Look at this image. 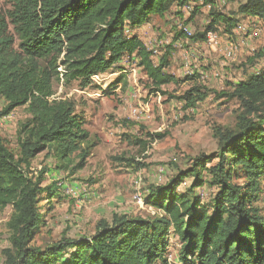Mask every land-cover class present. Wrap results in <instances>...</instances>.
Returning <instances> with one entry per match:
<instances>
[{"label":"trees","instance_id":"1","mask_svg":"<svg viewBox=\"0 0 264 264\" xmlns=\"http://www.w3.org/2000/svg\"><path fill=\"white\" fill-rule=\"evenodd\" d=\"M3 1L10 7L0 5V98L5 101L0 107V212L13 207L5 264H172L171 236L180 244L177 264H264V212L257 205L264 181V69L227 91L194 83L182 94L170 95L184 102L185 109L196 108L212 93L236 100L240 107L233 127L215 129L217 151L193 157L166 183L148 187L145 201L157 211L151 218L115 213L111 221L101 219L91 236H64L35 246L32 242L44 222L40 202L59 197L60 188L56 181L44 185L51 171L47 167L30 175L34 159L46 150L58 163L68 164L76 155L77 169L90 154L84 115L71 99L54 97L55 80L77 81L86 88L92 78L131 59L143 69L153 92L167 94L163 86L179 83L167 71L174 43L156 62V50L129 31L153 15L181 14L194 2V15L211 5V20L195 34L181 29L174 42L183 37L205 40L221 26L231 36L244 18L264 20V0H226L237 3L228 12L219 10L215 0ZM256 57H249L251 66ZM22 106L30 117L20 124L15 153L2 135L1 121ZM205 187L214 189L209 199L200 194Z\"/></svg>","mask_w":264,"mask_h":264},{"label":"rangeland","instance_id":"2","mask_svg":"<svg viewBox=\"0 0 264 264\" xmlns=\"http://www.w3.org/2000/svg\"><path fill=\"white\" fill-rule=\"evenodd\" d=\"M215 3L225 12L237 7L236 2L226 0H215ZM195 4L190 2L185 7L193 10ZM0 5L4 9L10 7L3 0ZM209 5L195 15L192 11L181 14L174 11L164 17L153 15L149 22L128 32L138 35L150 49L156 50V62L165 47L174 43L167 71L179 83L163 86L167 94L153 92L143 69L131 59L122 60L119 68L92 78V85L86 88H81L77 81H54V97L71 99L77 111L84 115V127L90 133V154L85 166L79 169L76 166L80 158L76 155L68 164L58 163L55 154L47 150L34 159L30 175L35 177L46 167L51 169L45 175L44 185L56 181L60 196L50 203L40 202L44 222L33 245L43 247L64 236H91L101 219L111 221L115 213L151 218L157 211L145 201L148 187L166 183L179 169L188 167L193 157L219 149L215 129L235 125L238 101L218 99L212 93L196 108L185 109L184 102L170 95H180L194 83L227 91L231 84L264 69V53L256 57L264 50V20L244 18L231 36L221 26L212 41L207 36L201 41L183 37L174 42L175 34L181 29L188 35L205 29L211 20ZM254 56L256 61L251 66L248 59ZM120 77L121 81L117 82ZM4 104L0 98V107ZM28 117L27 107L22 106L2 118V135L15 153L19 151L18 129ZM136 138L146 144L136 143ZM61 164L67 166L57 169ZM190 182L191 178L181 187ZM262 185L257 205L264 212V181ZM213 191L205 187L200 194L209 199ZM12 211L13 207L8 206L0 212V264H5L4 250L10 247L7 223ZM179 247V241L171 236L172 264L179 261Z\"/></svg>","mask_w":264,"mask_h":264},{"label":"built area","instance_id":"3","mask_svg":"<svg viewBox=\"0 0 264 264\" xmlns=\"http://www.w3.org/2000/svg\"><path fill=\"white\" fill-rule=\"evenodd\" d=\"M223 2H225V0H223ZM202 3V2H201ZM211 5H209V7H210ZM184 11H187V12H191V11H193L192 10V7H184ZM244 21V20H243ZM207 36H209V41H212L215 37H216V34L214 33V32H209L208 33V35ZM229 54H231L230 52H229ZM155 213V212H154Z\"/></svg>","mask_w":264,"mask_h":264},{"label":"crops","instance_id":"4","mask_svg":"<svg viewBox=\"0 0 264 264\" xmlns=\"http://www.w3.org/2000/svg\"><path fill=\"white\" fill-rule=\"evenodd\" d=\"M251 18H252V17H251ZM252 19H253V20H257V19H255V18H252ZM137 29H138V28H137ZM137 29H136V30H137Z\"/></svg>","mask_w":264,"mask_h":264},{"label":"bare ground","instance_id":"5","mask_svg":"<svg viewBox=\"0 0 264 264\" xmlns=\"http://www.w3.org/2000/svg\"><path fill=\"white\" fill-rule=\"evenodd\" d=\"M96 77H98V76H96Z\"/></svg>","mask_w":264,"mask_h":264}]
</instances>
